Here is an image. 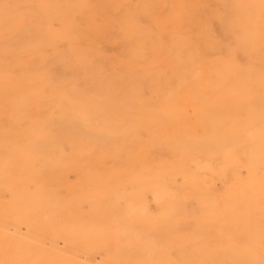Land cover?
Listing matches in <instances>:
<instances>
[{
  "label": "bare ground",
  "instance_id": "bare-ground-1",
  "mask_svg": "<svg viewBox=\"0 0 264 264\" xmlns=\"http://www.w3.org/2000/svg\"><path fill=\"white\" fill-rule=\"evenodd\" d=\"M97 259L264 264V0H0V264Z\"/></svg>",
  "mask_w": 264,
  "mask_h": 264
},
{
  "label": "rangeland",
  "instance_id": "rangeland-1",
  "mask_svg": "<svg viewBox=\"0 0 264 264\" xmlns=\"http://www.w3.org/2000/svg\"><path fill=\"white\" fill-rule=\"evenodd\" d=\"M76 126H78V125H76ZM48 134L49 133H47L46 134V137H48ZM46 143L48 142V143H51L50 141H45ZM44 141L42 142V144H46ZM49 144H47L46 146H48ZM45 146V145H44ZM154 206H155V204H154ZM153 205H152V207L153 208H155ZM85 209H87V207H85ZM14 228V229H13ZM12 230L10 231V233L13 235V236H16L17 238H21V239H27V229H26V226L25 225H21V226H18V227H12L11 228ZM56 247V246H55ZM65 247H64V245L62 244V242H60V246H58V247H56V249H64ZM45 250H47V251H53L54 250V248H53V246L51 245V244H47L46 246H45V248H44ZM82 261H84V262H86V259L85 258H83V260ZM96 263L97 264H100L101 263V261H100V259H97L96 260Z\"/></svg>",
  "mask_w": 264,
  "mask_h": 264
}]
</instances>
